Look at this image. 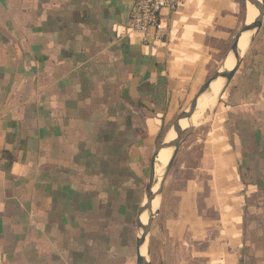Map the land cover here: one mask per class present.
Masks as SVG:
<instances>
[{
  "label": "crops",
  "instance_id": "crops-1",
  "mask_svg": "<svg viewBox=\"0 0 264 264\" xmlns=\"http://www.w3.org/2000/svg\"><path fill=\"white\" fill-rule=\"evenodd\" d=\"M131 8L0 0V264H137L163 125L223 65L247 3L183 0L162 40L130 31ZM195 130L163 190L162 250L264 264V31Z\"/></svg>",
  "mask_w": 264,
  "mask_h": 264
},
{
  "label": "water",
  "instance_id": "water-1",
  "mask_svg": "<svg viewBox=\"0 0 264 264\" xmlns=\"http://www.w3.org/2000/svg\"><path fill=\"white\" fill-rule=\"evenodd\" d=\"M246 3H252L254 4L258 10L259 14L258 16L254 19L253 22L248 23L247 19L245 24L242 26L240 31L237 33L234 43L231 47L230 52L228 53L227 57L229 55H233L236 59V64L232 69H227L226 67V61H224L223 65L217 69V71L206 81V83L201 87L200 91L195 95L193 100L191 101L190 105L176 118L174 121L173 125L171 126L170 130L173 128L176 130L177 135L175 139L171 141H167V136L165 137L164 141L159 145L153 154V159L151 163V171H150V178L149 182L146 187V193H145V198L143 203L141 204L139 211H138V228H139V236L137 239V249H136V255H137V264H152L151 258H150V247H149V242H150V234H151V228L154 219L158 216L159 214V209L154 210L152 207V202L153 200L158 196L162 195L163 190H164V185L165 182L169 176V173L171 169L173 168L175 161L177 159V156L179 154V151L182 146L183 142V137L187 133L188 130L191 128H194L196 126L188 127L187 129H184L181 125L182 120H188L190 123H192V116L194 111L198 109L199 106V100L200 98L208 91L210 88L211 84L222 78L224 79L225 83L223 85V88L221 89L219 95L217 96L216 99V104L213 107L212 111H214L220 94L224 90V88L228 85V83L232 80L234 77L235 73L237 72L238 68L240 67L246 53L248 52L252 42L255 39V36L257 32L261 29L264 21V0H246ZM245 32H250L251 37L249 41V45L246 51H241L239 48V42L241 37ZM169 130V131H170ZM169 133V132H168ZM168 135V134H167ZM165 148H173V154L171 156V159L169 160L168 164L165 167L164 174L162 177V180L159 185V189L157 191H154L155 186L158 183V177H157V167L159 165L158 159L161 151ZM149 212V220L146 224L143 223L142 221V216L146 213ZM144 246H147V255L142 254V249Z\"/></svg>",
  "mask_w": 264,
  "mask_h": 264
},
{
  "label": "bare ground",
  "instance_id": "bare-ground-1",
  "mask_svg": "<svg viewBox=\"0 0 264 264\" xmlns=\"http://www.w3.org/2000/svg\"><path fill=\"white\" fill-rule=\"evenodd\" d=\"M259 10L258 8L252 4H247V21L248 23H251L254 21V19L258 16ZM251 33L245 32L243 36L240 39L239 42V48L241 51H246L249 45ZM226 61V67L227 69H232L236 64V59L233 55H229L225 59ZM225 81L224 79L220 78L216 81H214L208 91L200 98L199 100V106L196 111H194L192 116V123H190L188 120H182L181 125L184 129H187L188 127L192 126H200L204 124L211 116L212 109L216 104L217 96L219 95L221 89L223 88ZM177 135V132L175 129H171L167 135V141H171L175 139ZM173 154V148H165L161 151L159 155V165L157 167V177H158V183L154 188V191H157L159 189L160 182L162 180L164 170L166 165L168 164L169 160L171 159V156ZM161 205V196L158 195L152 202V207L154 210H157L160 208ZM149 220V212H146L142 216V221L144 224H146ZM142 254L147 255V246H144L142 249Z\"/></svg>",
  "mask_w": 264,
  "mask_h": 264
},
{
  "label": "built area",
  "instance_id": "built-area-1",
  "mask_svg": "<svg viewBox=\"0 0 264 264\" xmlns=\"http://www.w3.org/2000/svg\"><path fill=\"white\" fill-rule=\"evenodd\" d=\"M183 0H132V8L128 28L132 32L146 35L151 31L156 40H162L166 34L167 26L165 16L176 12Z\"/></svg>",
  "mask_w": 264,
  "mask_h": 264
},
{
  "label": "rangeland",
  "instance_id": "rangeland-1",
  "mask_svg": "<svg viewBox=\"0 0 264 264\" xmlns=\"http://www.w3.org/2000/svg\"><path fill=\"white\" fill-rule=\"evenodd\" d=\"M246 1V0H245ZM259 31H264V21L261 29ZM218 64V62H217ZM216 69V68H215ZM214 69V70H215ZM195 128H191L187 131V133L183 137L182 146L180 149V152L177 156V159L175 161V164L166 180V184L164 187L168 185L169 178L173 172H176L178 169V165L183 161L187 155L189 154L188 147L190 143L193 141H199L202 136L201 130H195ZM164 193V191H163ZM163 193L161 195V205L163 202ZM160 205V209H161ZM161 226H162V217L159 216L155 218L153 227H152V235L155 234L154 237L152 236L151 239V261L153 264H194L192 260L189 259V254L186 252L185 249L179 246V244L176 245H167L169 247V250H162L161 243H160V233H161Z\"/></svg>",
  "mask_w": 264,
  "mask_h": 264
},
{
  "label": "trees",
  "instance_id": "trees-1",
  "mask_svg": "<svg viewBox=\"0 0 264 264\" xmlns=\"http://www.w3.org/2000/svg\"><path fill=\"white\" fill-rule=\"evenodd\" d=\"M170 126H171L170 124L163 125L162 131H161V133L159 135V139H158V144L159 145L162 143V141H163V139H164V137H165V135H166V133H167V131H168Z\"/></svg>",
  "mask_w": 264,
  "mask_h": 264
}]
</instances>
